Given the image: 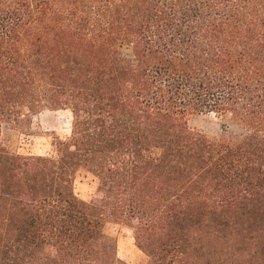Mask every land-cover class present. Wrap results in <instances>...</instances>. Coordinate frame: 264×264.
<instances>
[{
  "label": "trees",
  "instance_id": "1",
  "mask_svg": "<svg viewBox=\"0 0 264 264\" xmlns=\"http://www.w3.org/2000/svg\"><path fill=\"white\" fill-rule=\"evenodd\" d=\"M44 111L69 135L12 152ZM107 224L147 264H264V0H0V264H127Z\"/></svg>",
  "mask_w": 264,
  "mask_h": 264
},
{
  "label": "rangeland",
  "instance_id": "2",
  "mask_svg": "<svg viewBox=\"0 0 264 264\" xmlns=\"http://www.w3.org/2000/svg\"><path fill=\"white\" fill-rule=\"evenodd\" d=\"M71 115L68 111H44L31 118L27 132L6 131L2 135L4 144L14 153L23 156H51L54 154V137L61 139L69 135ZM191 131L199 132L209 139L237 138L242 130L234 125L229 115L200 114L188 121ZM74 193L83 201L91 202L95 197V182L87 173H79L74 181ZM106 232L117 240L118 257L127 264H147L146 257L134 246L131 231L116 224H107Z\"/></svg>",
  "mask_w": 264,
  "mask_h": 264
}]
</instances>
